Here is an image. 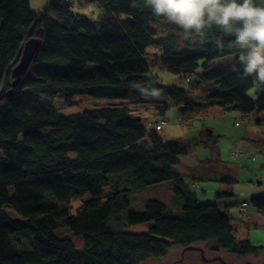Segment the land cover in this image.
<instances>
[{"label":"trees","instance_id":"1","mask_svg":"<svg viewBox=\"0 0 264 264\" xmlns=\"http://www.w3.org/2000/svg\"><path fill=\"white\" fill-rule=\"evenodd\" d=\"M94 5L92 20L85 13H94ZM221 35L213 31L208 42L187 37L144 0H51L41 13L30 9V0H0V264H140L172 245L189 249L209 241L216 250L262 263L264 246L238 241L220 210L241 209L240 202L218 193L221 202L199 203L197 191L174 170L192 147L216 143L200 136L165 139L157 129L171 107L181 124L211 108L254 118L264 110V85L243 74L233 37L216 47L212 41ZM33 38L41 46L13 86L12 71ZM157 69L179 83H165ZM134 92L166 99L159 121L127 107L65 115L54 103L61 95L124 102ZM254 146L263 149L264 140ZM165 182L182 217L156 199L143 212L131 211L140 207L138 194ZM250 203L264 214V193ZM8 207L21 220L12 219ZM142 224H151L147 232L125 231ZM60 229L81 237L84 250L57 237Z\"/></svg>","mask_w":264,"mask_h":264},{"label":"rangeland","instance_id":"2","mask_svg":"<svg viewBox=\"0 0 264 264\" xmlns=\"http://www.w3.org/2000/svg\"><path fill=\"white\" fill-rule=\"evenodd\" d=\"M49 1L50 0H30V9L34 13H41L48 7ZM92 9L96 13L86 11L85 14L90 19L94 20L98 16V9L96 5H94ZM157 73L165 83H179L177 77L166 71L157 69ZM200 94H202V91ZM249 95L257 99L255 89H252ZM31 97L37 100L47 99V97L39 95H32ZM22 98L25 97L23 96ZM165 101L166 99L161 96H154L144 92H134L131 98L124 102L120 100L98 99L90 96H75L69 100L64 95H61L54 100V103L59 112L65 115L82 113L97 108L127 107L136 115L150 122L158 117L159 107ZM168 114L169 115L164 118L167 121L165 127L163 126L164 130L161 128L162 135L165 139L191 141L200 133V128L203 126L207 128L208 126L214 127V134L219 136V144H213L209 148L203 146L192 147L190 150L191 152H195V158L198 162L197 166L200 165L201 167L200 170L198 169L199 174L195 176L198 179V185L200 187L197 191L199 203L221 202L222 199L217 198L216 193L222 192L221 189L231 187L230 185H224L215 181L217 179L215 176L222 174L223 177L234 178L237 181L235 187L238 188L235 192H241L243 190L244 193H242V195L234 193L235 197L233 196L229 199L233 202L236 200H248L249 213L255 216L250 215L249 218H246L247 213H241L236 206L221 205L220 210L230 217L234 228V235L238 241L249 239L254 244L257 242V244L260 245L261 241L264 242V214L259 213L250 203V194L249 196L247 195L249 186L246 184L251 185L253 188H260V186L256 184L257 180L259 181V179L264 177V171L262 169V165H264V151L259 153L254 147L255 141L259 142L256 140L258 136L264 135V129L259 130V132L250 129L256 127L242 121L239 114H224L221 117L222 119L211 117L200 119L199 117H194L192 120H184L183 124L178 122V114L174 108H171ZM260 119L264 123V110L260 113ZM236 122L240 123V127L235 126ZM214 148H216V151H214ZM218 153H220V156H218ZM235 153L240 155V157ZM254 157L256 158L255 162L253 161L254 159H252ZM206 165L208 167H205ZM194 166L195 160L192 154L189 153L174 170L185 176V178L188 176V180L193 183L194 177L191 176V173L193 172ZM258 169L262 170L261 172L263 173L257 178L256 172L259 171ZM202 174L205 175L203 176ZM169 185L168 182H165V184L161 183L149 187L145 193L138 194L136 198L140 207L132 208L131 211L143 212L148 200L156 199L167 204L173 216L182 217L183 213L180 210V204H173L171 201L173 192L168 188L170 187ZM261 187L264 188V183ZM110 192L108 188L105 190V194H109ZM75 205L77 206L78 203H75ZM7 212L12 219L21 220V217L10 207H8ZM150 226L151 224L129 225L125 228V231L143 233L147 232ZM56 236L59 238H68L74 243L78 250H84L82 238L76 237L69 229H60L56 231ZM215 247L216 243L214 241L198 243L193 248L189 249L179 245H172L164 255L147 259L140 264H244L250 261L255 264L264 263V258H262L261 263L259 258L252 256L242 257L225 250H216Z\"/></svg>","mask_w":264,"mask_h":264},{"label":"clouds","instance_id":"3","mask_svg":"<svg viewBox=\"0 0 264 264\" xmlns=\"http://www.w3.org/2000/svg\"><path fill=\"white\" fill-rule=\"evenodd\" d=\"M144 4L201 42H208L210 33L218 30L223 35L212 41L218 49L224 47V36L233 37L243 74L264 85V0H144Z\"/></svg>","mask_w":264,"mask_h":264},{"label":"crops","instance_id":"4","mask_svg":"<svg viewBox=\"0 0 264 264\" xmlns=\"http://www.w3.org/2000/svg\"><path fill=\"white\" fill-rule=\"evenodd\" d=\"M171 108H174L176 111H177V114H178V122L181 124V121H180V115H179V112H178V109L176 108V107H171ZM171 110V109H170ZM169 114H168V111L166 112V114H165V116L163 117V118H165L166 116H168ZM224 114L221 112V110H219L218 108H211V109H209V110H207L205 113H203V114H201V115H198V116H195V117H199L200 119H205V118H207V117H211V118H216V119H222L221 117L223 116ZM161 119V117H157L156 119L154 118V121H159ZM168 123H169V120H168ZM248 124H252V125H254L256 128H250V129H252V130H255V131H258L259 132V130H262V129H264V123L262 122V120L260 119V115L257 117V118H253V121H251L250 123H248ZM235 126L236 127H240V125H236V123H235ZM165 127V126H164ZM163 130H164V128H163ZM208 131H210L211 133H212V137L213 138H210L209 136H207L206 134L208 133ZM214 131H215V129H214V127L213 126H208V128L206 127V126H203L202 128H200V137H202V138H204L205 140H207V141H210L211 143H213V142H215L216 144L218 143L219 144V136H216L215 134H214ZM199 134L195 137V138H193V139H197V138H199ZM256 140H258V141H262V140H264V135L263 136H258V138L256 139ZM255 142H257V141H255ZM250 147H252L251 145H249ZM196 147H198V146H196ZM203 147H205V146H203ZM255 147V146H254ZM205 148H209V147H205ZM192 149V148H191ZM190 149V150H191ZM256 149V148H255ZM188 151V154L189 153H191L192 154V156H193V159L195 160V166H194V168H193V172L191 173V176L192 177H194L193 178V183L192 182H190V180H188L189 178H188V176L185 178V176H183V175H181L185 180H186V182L194 189V190H196V191H198L199 190V185H198V179L195 177V176H197L198 174H199V171H198V169L200 170V165L199 166H197V161H196V158H195V152L193 151V152H191V151ZM214 150L216 151V148H214ZM256 151L257 152H259V153H261L262 151H264V148L262 149V150H258V149H256ZM188 154L186 155V156H183V157H181V159H180V164H181V162H182V160H183V158L185 157H187L188 156ZM237 156H239L240 157V155H238L237 153H235ZM218 156H220V153H218ZM252 159H254V158H252ZM254 162L256 161V158L253 160ZM179 164V165H180ZM178 165V166H179ZM177 167V166H176ZM175 167V168H176ZM205 167H208L207 165L205 166ZM262 169H263V171H264V165H262ZM259 171H257L256 172V177L258 178L263 172H261L262 170H260V169H258ZM203 176L205 175V174H202ZM215 178H217L215 181H217V182H219V183H221V184H224V185H230L231 187H226V189H221V191L222 192H218V193H224V194H226V195H228V194H230V195H232V196H234L235 197V195H234V193H239L240 195H242V193H244L243 192V190L241 191V192H235V190H238V188L237 187H235V184H237V181L234 179V178H228V177H223L222 176V174H219L218 176H215ZM169 183V182H168ZM263 183H264V177H262L261 179H259V181L257 180V185L258 186H260V188H253L251 185H249V184H246V185H248L249 186V189H247L248 190V196H249V194H250V197L252 198V197H255V196H258V195H261V194H263L264 193V188L263 187H261L262 185H263ZM165 184V183H164ZM170 184V183H169ZM170 187H168V188H170V190H171V192H173V189H172V186H171V184L169 185ZM198 186V189H196L195 187H197ZM227 191V192H226ZM229 191H230V193H229ZM145 193V192H144ZM218 193H216V195L218 194ZM142 194V193H141ZM151 200V199H150ZM149 201V200H148ZM171 201H172V203L174 202V194L172 195V199H171ZM240 203L241 202H248V200H246V199H244V200H242V201H239ZM164 203V202H163ZM231 203V202H230ZM249 203V202H248ZM167 205V204H166ZM168 206V205H167ZM249 206V205H248ZM238 208V207H237ZM238 210L239 211H241V213H247V216H246V218L248 217H250V215L251 216H255L254 214H251V213H249V208H247L245 211H242L241 209H239L238 208ZM252 242V241H251ZM253 243V242H252ZM254 244V243H253ZM254 245H258L257 244V242H255V244ZM259 246H264V242H260V245Z\"/></svg>","mask_w":264,"mask_h":264},{"label":"water","instance_id":"5","mask_svg":"<svg viewBox=\"0 0 264 264\" xmlns=\"http://www.w3.org/2000/svg\"><path fill=\"white\" fill-rule=\"evenodd\" d=\"M40 46L41 41L36 38L30 39L25 43L19 63L12 71V77L15 79L13 86L17 85L21 76L25 75L28 71L30 64ZM9 94H11V91Z\"/></svg>","mask_w":264,"mask_h":264},{"label":"built area","instance_id":"6","mask_svg":"<svg viewBox=\"0 0 264 264\" xmlns=\"http://www.w3.org/2000/svg\"><path fill=\"white\" fill-rule=\"evenodd\" d=\"M187 80L189 81V79H187ZM239 116H240V118H241L242 121L247 122V123H250L252 121V118H254L253 115H251V116L239 115ZM166 124H167V121L165 119H162L159 122V124H157V129L163 128V126H165ZM236 125L238 126V125H240V123L239 122H236ZM196 189H198V186L196 187ZM239 207L242 210H246L247 207H248V204L246 202H241L240 205H239Z\"/></svg>","mask_w":264,"mask_h":264},{"label":"bare ground","instance_id":"7","mask_svg":"<svg viewBox=\"0 0 264 264\" xmlns=\"http://www.w3.org/2000/svg\"><path fill=\"white\" fill-rule=\"evenodd\" d=\"M50 2H51V0L49 1V4H48V6L50 5ZM25 45V44H24Z\"/></svg>","mask_w":264,"mask_h":264}]
</instances>
